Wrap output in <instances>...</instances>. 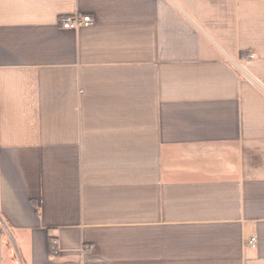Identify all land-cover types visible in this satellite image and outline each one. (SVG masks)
Listing matches in <instances>:
<instances>
[{
    "label": "crops",
    "instance_id": "obj_1",
    "mask_svg": "<svg viewBox=\"0 0 264 264\" xmlns=\"http://www.w3.org/2000/svg\"><path fill=\"white\" fill-rule=\"evenodd\" d=\"M0 264H264V0H0Z\"/></svg>",
    "mask_w": 264,
    "mask_h": 264
},
{
    "label": "built area",
    "instance_id": "obj_2",
    "mask_svg": "<svg viewBox=\"0 0 264 264\" xmlns=\"http://www.w3.org/2000/svg\"><path fill=\"white\" fill-rule=\"evenodd\" d=\"M92 23H93V20L90 17L88 16L80 17L78 15H74L72 17H65L60 20V25L63 29H77L82 26H89ZM254 58H255L254 55H251V54L243 55L242 57L238 59L237 62L234 63V65L237 68L242 69L246 66H249L251 62L254 60ZM249 244L252 246H255L256 239L255 238L251 239ZM50 251H51V254L53 255H56L58 253V248H57L55 240L51 241Z\"/></svg>",
    "mask_w": 264,
    "mask_h": 264
}]
</instances>
